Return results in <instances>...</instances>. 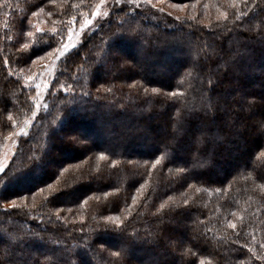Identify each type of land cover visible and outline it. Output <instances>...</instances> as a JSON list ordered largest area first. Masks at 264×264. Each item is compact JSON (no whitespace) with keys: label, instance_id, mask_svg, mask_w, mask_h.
Wrapping results in <instances>:
<instances>
[{"label":"trees","instance_id":"1","mask_svg":"<svg viewBox=\"0 0 264 264\" xmlns=\"http://www.w3.org/2000/svg\"><path fill=\"white\" fill-rule=\"evenodd\" d=\"M97 1L0 0V148L34 109L11 70ZM212 2L226 19L116 5L64 56L0 173V264H264V0Z\"/></svg>","mask_w":264,"mask_h":264},{"label":"rangeland","instance_id":"2","mask_svg":"<svg viewBox=\"0 0 264 264\" xmlns=\"http://www.w3.org/2000/svg\"><path fill=\"white\" fill-rule=\"evenodd\" d=\"M213 0H204V2H198L194 5H188L187 3H179L172 0H98L97 3L85 10L80 11L73 17H70L65 21V26L62 31L60 43L56 50L52 53V56H46L43 59L37 60L35 69L32 72L24 70H11L14 74H17L21 79L23 84L29 89L33 94L34 109L32 114L24 120L19 125H15V130L8 135V138L4 141L0 148V167L3 169L10 163L13 158L16 146L21 137L25 136L28 133L31 122L45 107V98L50 92L51 83L57 71L60 61L64 57L57 58L59 55V50L63 49L65 46L69 48L68 54L76 46H78L84 39V37L95 27V25L103 18L107 17L113 11L114 6H122L124 4H131L137 7H143L146 11L156 12L159 15H171L172 17H192L203 10L201 21L207 22L208 16L207 13H214L217 16H221V8L215 7ZM148 9V10H147ZM201 9V11H200ZM159 10V11H158ZM169 13V14H167ZM197 19L199 16L197 15ZM108 50L114 52L116 55H119L114 49L113 44H108ZM65 54V55H66ZM123 54V53H122ZM180 58L189 57L188 49L184 54L178 55ZM28 77H32L31 80ZM39 85V87H37ZM64 135L58 137L63 138ZM51 150V146L48 148ZM1 173V172H0ZM24 185V184H22ZM14 189H21L16 187ZM7 192L11 193V188L6 189ZM13 191V190H12ZM14 192V191H13ZM16 201L17 204H23V201L20 198H14L6 201L7 206H11L12 201ZM12 207V206H11Z\"/></svg>","mask_w":264,"mask_h":264},{"label":"snow or ice","instance_id":"3","mask_svg":"<svg viewBox=\"0 0 264 264\" xmlns=\"http://www.w3.org/2000/svg\"><path fill=\"white\" fill-rule=\"evenodd\" d=\"M130 2H132V0H130ZM33 15H35V13H33ZM221 17H223V18L226 19V18H227V13H223V12H222V13H221ZM237 19H240V17L237 16ZM36 31H37V32H42L43 29L37 27ZM51 32H52V33H55V32H56V29H55V28H52V29H51ZM28 35L31 36L32 33L29 32ZM258 36H259L261 42H264V32L259 33ZM23 47H24V48H27L28 46L25 44V45H23ZM68 51H69V48H68L67 46H65L63 49L59 50V55H58L57 58L64 57L65 54H66ZM46 55L49 56V57H51V56H52V53L49 52V53H46ZM37 58H38V59H43L44 57H37ZM27 59H31V56H28V57H22L21 60L17 61V63H26V62H27ZM35 62H36L35 60L32 61L33 64H34ZM5 63L7 64V61H5ZM28 79L31 80L32 77H28ZM217 82H218V81H215V80H213L212 78H209V80H208V85H207V87L205 88V91L208 92V93H212L213 91H215V85H216ZM37 87H39V85H37ZM98 91H99V89H98ZM106 91H107V89H106ZM153 91H155V89H153ZM84 94H85V95H90V93H84ZM172 95L175 96V95H177V93H172ZM212 110H213V104H212V100H211V95H209V97H208V103L205 105V115H207L208 112H210V111H212ZM260 124H261V127L264 128V120H262V121L260 122ZM69 140H70V142H75V138L69 137ZM261 155H264V153H261ZM157 163H159V161H157ZM2 171H4V169H3L2 167H0V172H2ZM17 197H18V198H23V197H20V196H17ZM134 200H135V198H134ZM11 206H12V207H15V206H16V201H15V200L12 201ZM161 207H163V205H162ZM58 219H59V216H57V220H58ZM106 219H109V220H110V219H112V218H111V217H107ZM229 227L235 229L237 226H236L235 224L229 223ZM31 235H32V237H33L34 239H38V240H41V241L45 240V237H44L43 235H39V234H37V233H32ZM16 242H18V243H23V242H24V237H17V238H16ZM94 243H95V241H94ZM89 247H91V245H89ZM261 247H264V245H261ZM113 255H116V253H113ZM32 264H38V261H35V260H34V261L32 262ZM58 264H68V260H67L66 258H63V257H62V258H60V259L58 260Z\"/></svg>","mask_w":264,"mask_h":264}]
</instances>
